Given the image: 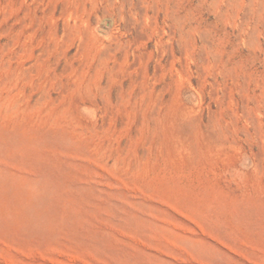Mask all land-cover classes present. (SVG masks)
Instances as JSON below:
<instances>
[{
    "label": "rangeland",
    "instance_id": "1",
    "mask_svg": "<svg viewBox=\"0 0 264 264\" xmlns=\"http://www.w3.org/2000/svg\"><path fill=\"white\" fill-rule=\"evenodd\" d=\"M0 264H264V0H0Z\"/></svg>",
    "mask_w": 264,
    "mask_h": 264
},
{
    "label": "bare ground",
    "instance_id": "2",
    "mask_svg": "<svg viewBox=\"0 0 264 264\" xmlns=\"http://www.w3.org/2000/svg\"><path fill=\"white\" fill-rule=\"evenodd\" d=\"M107 27V26H106Z\"/></svg>",
    "mask_w": 264,
    "mask_h": 264
}]
</instances>
